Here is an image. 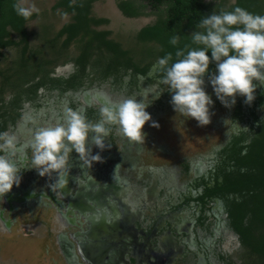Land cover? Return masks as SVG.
Instances as JSON below:
<instances>
[{
  "label": "rangeland",
  "instance_id": "obj_1",
  "mask_svg": "<svg viewBox=\"0 0 264 264\" xmlns=\"http://www.w3.org/2000/svg\"><path fill=\"white\" fill-rule=\"evenodd\" d=\"M113 1L101 0L97 3L98 13L108 11L115 13ZM232 1L225 0V4ZM32 3L36 5L37 0H32ZM62 12L67 15L62 17L58 14V10H53L43 13L39 19L27 20L25 22L26 42L9 44L0 50V133L7 132L16 137L15 149L10 153V158L21 171L20 185L23 183L34 185L32 174L35 169L31 168V143L25 144L23 149L26 155L25 161L20 159L22 153L20 148L24 140L17 135V127L25 113L26 120L23 125L34 133L38 127H51L62 123L65 112L69 108L80 112L91 123L100 122L102 116L97 107L89 106L83 110L80 109L81 101L78 94L84 89L104 88L106 93L109 91L117 94L123 100L137 98L139 102L144 99L146 104H150L146 111L152 119L143 128L145 138L143 143L139 142L140 147H137L134 142L128 149H122L125 136L117 130L116 126L105 123L110 133L104 137L106 145L104 150L92 143L93 133H89L87 143V146L91 148V155L99 154L105 160L101 158V162L94 161L90 167L79 160L78 154L73 151L67 165L70 170L67 183L63 187L51 189L49 185L55 182L57 175L53 172L51 177L47 175L39 177L40 190H52L56 197L64 194L66 198H69L70 195H76L75 191L81 187L79 192L84 196L87 194L86 197L89 199L85 200L84 212L88 220V233L84 234L81 243L95 249L97 245L104 243L103 247L108 252L106 255L109 254L105 259H98V257L94 259L95 264H100L98 261L101 260H106V264H117L118 253L119 256L124 255L129 261L128 264H137L138 255L143 264H153L156 260L162 261L168 244L163 241L167 235L169 237L171 235L170 244L172 243L176 248L177 245L181 246L180 252L174 255L171 264H174V259L175 264H194L197 252H201L205 257L206 264H264V259H260L259 255L251 254L241 243L230 248L224 246L221 234L223 232L219 230V220L213 214L212 203H207L204 207L209 216L206 221L198 222L194 226L195 231L190 239L184 237L180 231L175 232L174 228L165 225L167 209L171 210L175 205L174 197L189 181L191 174L188 172V166L192 161L197 157L201 158L203 169L206 170L212 164L220 163L225 154L223 150L230 146L232 140L236 139L237 145H247L253 137L259 136L261 131L258 128L264 119V87H257L255 99L251 105L244 102L245 97L237 95L235 105L231 108L225 107L216 97L211 86L209 77L216 73V68H212L205 74L204 88L213 101V105L210 106V112L213 114L208 125L199 126L195 119H185L174 111L170 103L172 94L167 91V86L160 82L162 76L159 75L157 67L158 45L154 42H136L134 39L137 27L153 21V16L123 18L115 15L116 17H112L111 21L105 24L89 19L87 28L83 32L63 43L62 35H58V30L64 23L72 20V14ZM103 27L107 28V37L127 50L134 64L139 67L147 65L143 75H138L130 68L126 69L111 62L110 53L94 45L97 42L96 39L93 40L92 45H85V40L93 37L92 30ZM11 36L16 37L15 34ZM66 64H70L72 70L69 76L64 77L63 75L68 73L58 69ZM254 83L259 84L257 81ZM159 95L160 97L155 99ZM109 97L111 104L118 105L119 99L116 96L109 95ZM226 119L236 120L241 127H246L248 130L241 129L237 134L233 128L227 138V128L224 124ZM153 121L158 123L159 127H152ZM232 123L234 122H230L229 127ZM151 134L157 138L152 146L155 149L154 153L149 151L152 140L148 137ZM126 139L128 140L127 137ZM159 144L165 145L168 152L162 153L158 147ZM106 152H109L111 157L107 158ZM0 155L4 153L0 152ZM158 160L162 162L156 163ZM114 176L117 181V195L111 191L112 187H104L108 190L103 191L102 200H97L96 196L100 188L98 183L106 186L108 180H113ZM153 185L152 189L150 186ZM31 187L34 188V186ZM154 190L155 193L151 194L150 192ZM147 192L150 199L146 198ZM104 201L108 203L107 207L106 205L102 207ZM2 204L0 201V205ZM42 208L49 212L53 209L52 206L46 207L44 204ZM102 208L105 209L104 220L109 219L111 228H115L114 231L109 230L110 227L108 228L104 220H97L99 211L103 212ZM189 210L192 212L193 208L189 207ZM49 212L45 217H38V219L32 217L20 221L18 218L13 226L21 237L36 236L54 241L51 230L54 220ZM190 212L186 213L188 217L192 216ZM172 216L174 217L173 214ZM35 222L36 226L29 225H34ZM226 222L227 220L225 225L228 226ZM169 228V231H165ZM256 230L264 233V229L261 230L260 227ZM97 231H101V235ZM6 234L5 231L0 230V241ZM102 234L106 237H102ZM5 240L4 253L16 258L20 255L17 252L20 250L17 248L23 250L24 246H26L24 249L34 246L38 251L37 242H14L10 237ZM113 250L116 253H112ZM56 252L59 254L58 251ZM93 256L95 255H92L91 259L94 258ZM9 258L14 262L17 261V264L22 262L11 256H0V260ZM34 261L42 264L38 254ZM80 262L83 261L80 260Z\"/></svg>",
  "mask_w": 264,
  "mask_h": 264
},
{
  "label": "clouds",
  "instance_id": "obj_2",
  "mask_svg": "<svg viewBox=\"0 0 264 264\" xmlns=\"http://www.w3.org/2000/svg\"><path fill=\"white\" fill-rule=\"evenodd\" d=\"M12 7L25 20L39 13L35 3H30V0H15ZM58 14L62 17L67 15L61 10H58ZM196 28L203 31L192 32L191 41L203 47L185 45L184 49L176 51L173 63H169L173 56L168 53L158 59L157 67L163 73L160 82L172 94L170 103L174 111L185 119H195L199 126H206L213 114L210 112L213 101L204 88V77L209 72L210 63L215 62L216 68V73L209 77L211 86L225 107L234 106L237 95L245 97L244 102L251 105L257 87H264V15L250 13L239 6L231 11L221 9L218 13L212 11L202 17ZM179 40L180 36L175 35L169 42L175 46ZM209 51L211 59L207 54ZM149 105L144 99L139 102L137 98L125 99L115 107H103L102 119L98 123H91L80 112L67 109L62 123L38 127L34 131L31 168L36 169L41 177H51L55 172V182L49 187H63L67 183L70 171L67 165L73 151L78 154L79 160L90 167L94 161L101 162L99 154L91 155L87 143L89 133H93L92 143L104 150V137L110 133L105 123L118 124L119 131L125 137L143 143V128L152 119L146 111ZM230 122H234L231 127ZM224 124L227 138L233 128L237 134L241 129L248 130L236 120L226 119ZM151 126L159 127L154 121ZM15 140L14 135L0 133V152L4 153L0 155V198L9 193L13 185L18 187L21 182V171L10 158V153L15 149Z\"/></svg>",
  "mask_w": 264,
  "mask_h": 264
},
{
  "label": "flooded vegetation",
  "instance_id": "obj_3",
  "mask_svg": "<svg viewBox=\"0 0 264 264\" xmlns=\"http://www.w3.org/2000/svg\"><path fill=\"white\" fill-rule=\"evenodd\" d=\"M60 1L61 0H37L36 7L39 9V13L33 14L31 18L39 19L43 13L51 12L53 10H61V11H66V12L71 13L72 20L64 23L62 27L58 30V33H59V31L66 24L76 22V20L73 17L77 11H67V7L68 5L69 6L75 5V3L78 1L88 2L87 3L88 10H87L86 16L89 19H95L96 22H98L99 24H105L107 22H110L112 17H116L115 15L121 16L123 18H137L141 16L151 15L154 17L153 21L141 24L139 27H137L134 33V39L136 42L145 43V42H153V41L151 40L139 41L136 38L137 31L144 26L152 25L156 23L160 17L164 16L163 10H159V11L153 10L150 7V5L147 4L145 0H114L113 5H114V10L116 12L112 13V11H108V12H102L100 14L98 13L99 11L97 10V3H100L101 0H69L67 4L62 3V2L59 3ZM123 1L129 2L128 7L132 11L135 12L133 15L125 14L122 7L120 6V3H122ZM204 1L211 3V5L222 4L223 7H227L231 4H234L236 0H233L231 3L227 5L225 4L226 3L225 0H218V1L204 0ZM30 3H32V0H30ZM26 21L27 20L23 22L22 26H23V30L27 38V33L25 30ZM5 29L6 31H8V34L3 36V40L5 41L10 40L16 43H19L20 41L26 42V40H24L23 38V35L20 34L17 30L11 28L10 25L5 26ZM83 31H84V28L79 29L77 34ZM102 31H107V28L103 27L101 29L100 28L93 29L92 31L93 37H90V38H92V42L94 39L97 40V42L94 45H97L98 43V39L95 37V32H102ZM12 34H15L18 39H16V37H12L11 36ZM58 35H62L61 38H63L62 39L63 43L67 42L66 40L68 38V32L64 31ZM106 35H105L106 39L112 40L113 42L118 44L119 48L123 49L122 47H120V44L118 42L114 41L110 37H107ZM72 38H70L69 40H71ZM87 40H85V45L88 44ZM92 42L90 43L92 44ZM154 43L157 44L156 42ZM1 48L2 47H0V50ZM103 50H105L106 52H109L105 48H103ZM109 53L112 56V53L111 52ZM126 55L131 58V56L128 55V53ZM159 58L160 57H158V59ZM131 63L133 65H124V64H121V65L119 64V65L126 69L130 68L132 71H135V73L138 75H143L146 72L147 65H144L143 67H139L138 65L132 62V58H131ZM135 67L139 69H144V71L140 72L139 70L135 69ZM58 70L68 73L66 75L62 74L64 77H67L70 75L72 67L70 64H66L64 67L60 66ZM159 75L162 76L160 70H159ZM107 92L109 94L106 93V90H104V88H96V87L81 90V92L78 94L79 100L81 101L80 109L83 110L86 107L94 106L95 108L97 107L101 111V109L106 106L115 107L116 105L111 104L109 102L110 100L109 95L116 96L117 99H119L118 104L123 101V99L119 97V95L113 94L109 91ZM81 95H82V99H81ZM25 114H24L23 120L18 124V127H17L18 129L17 135L21 136L22 140H24V144L20 148L22 151V153L20 154V159L22 161H25L26 159V155L23 153L25 144L32 142V138L34 134L33 132H31L29 128L23 125L24 120H26ZM108 124L116 126L117 130L119 131L118 124H115V123H108ZM2 126L3 125H1V127ZM148 139L152 140V143L149 144V151L154 153L155 149L152 146H154V142L157 138H155L151 134L148 137ZM234 141L235 140H232L230 142V146L228 145L229 147L227 146L223 150L225 154H224L223 159L220 161V163L216 162L215 164H212L211 167L204 170L203 169L204 165H203L201 158L197 157V159H195L189 164L188 172L191 174L189 177V181L187 182L183 190L179 192L177 196L174 197V200H176V202L174 203L175 205H173L171 210L167 209L166 219H165L167 220V222L165 223L166 226H170L174 228L175 232L180 231L184 235V237L190 239L193 232L195 231L194 226L197 225L198 222L206 221L209 216V214L205 212L204 207L207 205V203H212L213 206H211V208L213 207L214 209V213L213 212L212 213L215 215L216 219L219 220V230L223 232L221 233L220 231V233L223 236L224 246L227 248H230L231 246H234L236 244L238 245L241 243L238 233L234 230L231 224L232 220H231V217L228 211V203L232 201H236V202L240 201L241 196L238 194H234L232 192H227L225 195H222V196L218 194H214V193L207 194L206 192L208 189H214L215 187H220L222 185L224 172H231L234 169V165H233L234 160L230 155V151L232 149V144L234 143ZM134 142L137 144V147H140L139 142L131 141L130 139L127 140L126 137H124L122 141V149L124 150L128 149V147L133 145ZM236 145H237V142L235 146ZM241 146L242 148H245L244 150H242L241 148V152L243 153L246 150V145H241ZM158 147L162 153L168 152L165 145L159 144ZM106 153H107V158H108L111 154L109 152H106ZM160 161L161 160H158L156 161V163H160ZM33 171L34 172L32 175L34 176V178L32 181L34 185H28L25 183H23L22 185L19 184L18 187L16 185H13L12 190L9 193L5 194L3 198H0V201L3 203L2 205H0V230H3L7 233L5 237H3L0 241V256L3 255V256H11V257L16 258L15 256L4 253V247L6 246L5 239L10 237L12 238L14 242L21 241L23 243H26V242L32 243V241H34L39 244L38 251L35 250V247L33 245H31L33 247H28V249H24L26 247L24 246L23 250L22 248H17L18 250H20V251H17L19 252L20 255L16 259L22 260V262L19 264H37L34 261L37 258V254L39 255V259L42 262V264H95L94 259H96L97 257L98 259L100 258L105 259L109 254L106 255L108 252L103 247L104 243L97 245L96 249L92 248L91 246H87L81 243L83 242L82 239H84V236H85L84 234L88 233L87 231L88 230V223H87L88 220L84 212L85 211V206H84L85 200L89 199L86 197L87 194L84 196L81 194V192H79L81 190V187L75 191L76 195H73V196L70 195L71 197L69 198H66V195L64 194L60 195L61 197H56L54 196L52 190L41 191L40 190L41 189V186H40L41 179L39 178L41 176L38 174L36 169ZM110 182L111 180H108V187H112L110 188V189H113L111 191H113L117 195L116 179H115V182H113L112 184ZM37 185L39 188L36 187ZM98 185H100V188H99V193L96 196V199L102 200L103 191H107L108 189L104 188L106 187L105 185L103 186L100 183H98ZM31 186H34V188H32ZM150 187L153 189L154 185ZM151 188H148V189L151 190ZM148 193L149 192H147L146 198L150 199ZM150 193L151 194L155 193V190L153 192L151 191ZM49 194L50 195L53 194V195L50 196ZM75 198H77L76 199L77 201H75ZM43 200H48V201L45 202ZM160 202L162 203V201ZM43 204L46 205V207L52 206L53 209L50 210L51 212L45 211V208H42ZM107 204L108 203L104 201V203L102 204L103 205L102 207H104V205H106L107 207L108 206ZM189 207L193 208L192 212H190ZM185 208H188V210L187 209L185 210ZM176 209H178V211ZM102 211L103 212L99 211L97 220L105 219V217L103 216V214L105 213V209L102 208ZM48 212L50 213V217L52 215V219L54 220V225L51 228L53 232L54 241H52V239L45 240L43 238H37L36 236L30 237V238L21 237L16 231L17 230L16 227L13 226L14 222L18 220V218L20 221L26 220L28 218L30 219L32 217H35L36 219H38V217L41 218V217H45L46 215H48ZM187 212H190L192 216L188 217L186 215ZM174 213H176L177 215ZM172 214L174 215L175 219L172 216ZM248 218H249V215L247 214L244 218V223L248 222ZM108 220H104V221L108 224V228L110 227L109 230L114 231L115 228H111L110 226L111 224H109ZM225 220H227L226 223L228 224V226L225 225ZM35 224L36 222L34 223V225L33 224H29V225L34 227L36 226ZM25 227H28V225ZM166 230L169 231L170 228L165 229V231ZM97 233L101 235L100 234L101 231L100 232L97 231ZM113 234L115 235V232H113ZM102 237H106V236L102 234ZM170 239H171V235L170 237L167 235L166 239L164 238L163 242H167L168 244H167L166 250L164 251V255L162 256V261L156 260L153 264H171L174 255L180 252L179 250L181 246L177 245V248H176L175 246L172 245V243L171 244L169 243ZM88 247L89 249H87ZM56 251H58L59 254ZM112 253H116L115 250H113ZM92 255H95L93 256L94 257L93 259H91ZM116 256L118 258L116 260L117 264H128L129 261L124 257L123 254L119 256V253H118ZM12 260L13 259H10V258L6 260H0V264L2 263L3 264L4 263L5 264H17V261L14 262ZM80 260L83 262L81 263ZM98 262L100 264L107 263L106 260L105 261L101 260ZM173 262L175 264V259L173 260ZM137 264H143V262H141V258L139 255L137 256ZM194 264H206L205 257L201 254V252H197Z\"/></svg>",
  "mask_w": 264,
  "mask_h": 264
},
{
  "label": "trees",
  "instance_id": "obj_4",
  "mask_svg": "<svg viewBox=\"0 0 264 264\" xmlns=\"http://www.w3.org/2000/svg\"><path fill=\"white\" fill-rule=\"evenodd\" d=\"M69 0H61L59 3L67 4ZM153 10H163L164 16L152 25L142 27L137 31L136 38L139 41H153L159 46L158 57L162 58L171 53L173 63L176 60L175 53L178 49H184L185 45L192 48L203 47L195 45L191 41V33L194 31H203L196 28L202 17L212 13L219 12L221 9L231 11L239 6L253 14L264 15L263 0H236L234 4L223 7L222 4L211 5L204 0H145ZM15 0H0V47L7 44H16L10 40H3V36L8 34L5 26L17 30L26 40L23 30L25 19L18 16L13 10ZM88 2L78 1L73 6L67 7V11H77L74 15L76 22L66 24L59 34L68 32V41L74 37L79 29L87 28L86 16ZM128 1L120 3L123 11L127 15H133L135 12L128 7ZM163 6V8H162ZM78 23V24H77ZM87 30V29H86ZM93 31V30H92ZM107 31L95 32L98 39V48H105L112 53L111 62L115 64L133 65L131 58L127 56V50L118 47V44L112 40L106 39ZM179 35V43L175 46L170 44L171 37ZM88 45H92V38H89ZM84 54V53H83ZM211 59V52L207 53ZM215 67V62L210 63L209 70ZM135 69L143 72L144 69ZM163 75V73L161 72ZM259 136L253 137L246 145V150L241 152V145H236V139L232 144L230 155L233 158L234 169L231 172H224L223 181L220 187L208 189L207 194L225 195L232 192L241 196L240 201L228 203V211L231 217V224L238 233L241 244L248 248L249 252L259 255L264 259V233H259L257 229H264V119L258 128ZM249 215L248 222L244 223V218Z\"/></svg>",
  "mask_w": 264,
  "mask_h": 264
},
{
  "label": "bare ground",
  "instance_id": "obj_5",
  "mask_svg": "<svg viewBox=\"0 0 264 264\" xmlns=\"http://www.w3.org/2000/svg\"><path fill=\"white\" fill-rule=\"evenodd\" d=\"M114 107V106H113ZM100 179V178H99ZM98 180V179H97ZM114 180V181H113ZM113 180L111 179V184L113 183V182H115V178H113ZM101 185H103V184H101ZM106 187H108V185H106ZM106 244V243H105ZM108 244V243H107Z\"/></svg>",
  "mask_w": 264,
  "mask_h": 264
}]
</instances>
